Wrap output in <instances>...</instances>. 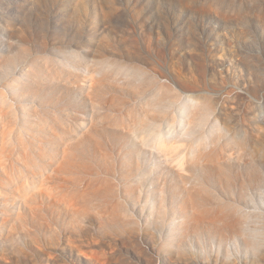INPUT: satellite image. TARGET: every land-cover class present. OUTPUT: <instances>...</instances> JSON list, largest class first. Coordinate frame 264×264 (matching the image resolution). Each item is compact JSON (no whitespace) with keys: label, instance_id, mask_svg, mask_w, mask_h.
Returning a JSON list of instances; mask_svg holds the SVG:
<instances>
[{"label":"rangeland","instance_id":"obj_1","mask_svg":"<svg viewBox=\"0 0 264 264\" xmlns=\"http://www.w3.org/2000/svg\"><path fill=\"white\" fill-rule=\"evenodd\" d=\"M0 264H264V0H0Z\"/></svg>","mask_w":264,"mask_h":264}]
</instances>
